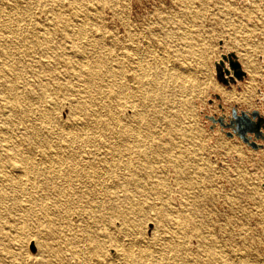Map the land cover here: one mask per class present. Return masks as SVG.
Instances as JSON below:
<instances>
[{"label":"bare ground","instance_id":"obj_1","mask_svg":"<svg viewBox=\"0 0 264 264\" xmlns=\"http://www.w3.org/2000/svg\"><path fill=\"white\" fill-rule=\"evenodd\" d=\"M31 2L46 9L20 5ZM94 8L89 0H0V217L19 213L18 229L75 217L37 241L44 256L67 264H190L179 203L195 208L208 193L180 189L176 204L163 173L185 174L201 150L182 125L192 80L172 58L153 55L152 38L120 39ZM151 211L161 225L145 237Z\"/></svg>","mask_w":264,"mask_h":264},{"label":"rangeland","instance_id":"obj_2","mask_svg":"<svg viewBox=\"0 0 264 264\" xmlns=\"http://www.w3.org/2000/svg\"><path fill=\"white\" fill-rule=\"evenodd\" d=\"M89 4L101 14L103 26L120 39H129L130 33L141 39L152 38L153 55L165 54L169 61L172 58L175 67L192 80H189L192 84L189 95H186L188 116L182 118V125L192 131L190 135L201 150L196 153L197 160L188 156L186 161L191 160V163L185 174L178 175L169 166L163 173L172 190L168 194L173 196L176 204L180 201L177 192L180 189L187 190L185 195L191 194L192 190L208 193L197 202L200 211L192 205L180 207L179 203L180 215L186 221L187 236L181 234V237H185L188 244L189 263L264 264V146L253 149L237 136L228 137L229 128L207 118L224 115L227 119L234 106L264 113V100L256 103L257 89H264V83L260 81H264V0H106L101 3L89 0ZM20 5L27 6L34 14L46 9L36 2ZM146 30L150 32L146 33ZM162 47L165 52H161ZM228 51L238 55L247 73L243 81L230 87L217 78L219 72L226 77L225 70L230 68L229 62L222 59ZM145 57L150 60L152 56ZM58 113L61 120H66L68 108H62ZM193 209L195 211H191ZM155 212L147 213L146 219H142L145 237H152L153 230L160 229V216ZM18 218L19 213L0 217V264H67L65 260L44 256L39 252L37 241L44 236L43 230L59 232L62 220L64 224L66 220L74 221L75 217L53 222L31 221L29 227L24 224L21 229L17 228V222L21 221ZM41 230L42 234H38ZM198 231L207 238L203 245L198 244ZM118 237L127 236L121 233ZM46 238L61 245L66 237Z\"/></svg>","mask_w":264,"mask_h":264},{"label":"water","instance_id":"obj_3","mask_svg":"<svg viewBox=\"0 0 264 264\" xmlns=\"http://www.w3.org/2000/svg\"><path fill=\"white\" fill-rule=\"evenodd\" d=\"M223 60L229 62V69L226 71V77L223 76L220 69H218L217 78L227 87L236 85V83L243 81L247 77L246 71L243 69L240 58L233 51H228L226 55L222 56ZM223 63V62H221ZM262 83L264 81L260 80ZM259 98L256 103L264 100V92L262 89H257ZM220 100L218 94L215 95ZM213 123H219L223 128H229L231 132H227L228 137L237 136L243 143L247 144L253 149H260L264 145V113L257 109L242 110L237 106L232 107L230 116L226 119L224 115H219L217 118L207 116ZM228 121V122H227ZM261 142V143H259Z\"/></svg>","mask_w":264,"mask_h":264},{"label":"crops","instance_id":"obj_4","mask_svg":"<svg viewBox=\"0 0 264 264\" xmlns=\"http://www.w3.org/2000/svg\"><path fill=\"white\" fill-rule=\"evenodd\" d=\"M260 78V77H257V79ZM264 91V89H262Z\"/></svg>","mask_w":264,"mask_h":264}]
</instances>
